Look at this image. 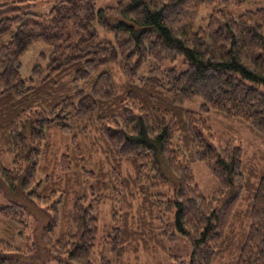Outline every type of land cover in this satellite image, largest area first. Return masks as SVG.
I'll return each mask as SVG.
<instances>
[{"label": "trees", "instance_id": "1", "mask_svg": "<svg viewBox=\"0 0 264 264\" xmlns=\"http://www.w3.org/2000/svg\"><path fill=\"white\" fill-rule=\"evenodd\" d=\"M29 1L0 4V194L9 202L0 217L37 240L22 250L0 239V264H95L105 183L117 202L126 190L139 194L171 242L188 238L189 260L173 255L175 264H213L224 251L230 264H264V173L245 161L240 141L215 143L206 117L238 119L264 137V8L235 16L230 9L251 0H119L100 9L96 0H57L39 14L22 10ZM39 43L51 53L25 79L23 56ZM87 137L106 151L108 179ZM194 160L218 181L209 197ZM122 218L115 211L121 225L105 239L118 259ZM98 264L113 262L101 253Z\"/></svg>", "mask_w": 264, "mask_h": 264}, {"label": "rangeland", "instance_id": "2", "mask_svg": "<svg viewBox=\"0 0 264 264\" xmlns=\"http://www.w3.org/2000/svg\"><path fill=\"white\" fill-rule=\"evenodd\" d=\"M12 1L16 0H0V4ZM56 1L57 0H31L22 6V10L43 14L48 12ZM118 1L119 0H96V7L100 9L113 6ZM249 8H264V2L251 0V3L243 7L233 6L230 10L235 16H239ZM206 12L207 10L203 9L202 16L206 14ZM10 14L9 12H5L3 16ZM43 53L49 55L51 53V47L39 43L32 46L23 56L21 74L25 79L31 76V70L35 65L46 63V60L42 57ZM201 104L202 101L199 100L195 103L187 104L186 106L190 109H198ZM206 117L214 133L215 143L225 144L230 140H233L236 144L241 142V146L244 147L245 161L250 163L258 176L261 175L260 173H264V137L253 131L246 123L244 124L238 121V119H231L213 111L207 113ZM53 139L59 144L63 145L65 143V137L60 133H53ZM84 141L86 145L90 147L94 155L95 162L93 164H98V166H96L98 176H100V179H108V172L111 171L112 163L107 159L106 151L98 145L99 140L96 139V137H87ZM94 141L96 143L95 145L92 143ZM2 160L5 166L12 167L10 155L2 156ZM190 164L193 168L200 190L205 196H211L218 188L217 179L203 162L194 160L191 161ZM120 166L121 170L123 168L126 176L132 174L131 171L133 166L130 162L124 160L121 162ZM110 191L111 188L109 183L102 185L101 193L99 186L98 192L100 193V199L96 201V211L101 221V233L99 245H97L92 255L95 264L99 263L101 253L112 260L113 264H119L118 261H120L121 258L127 264H175L177 261L171 258L173 255L180 256L181 260L188 262L192 250V245L188 238L180 235L177 241L171 242L162 230L159 214L153 212L150 205L145 203L139 194L136 195V193L126 190L122 195V199L117 202L114 194ZM8 203L7 196L0 194V207L6 206ZM115 211L123 215L124 219L122 218V220H125L123 223L125 225L124 232L127 234L126 240L124 238L121 239V241H125L123 244L124 246L121 245L122 248L118 249V252H121V258L119 259L116 257V253L111 250V246L105 243V239L111 232V228L116 225L120 227L121 225L118 221H115ZM31 234H33V237ZM34 234L35 233H32V228L23 229L21 223H11L0 217V239L9 242L14 247L27 250L29 245H32L37 240ZM38 235L39 232H36L37 237ZM126 241H129V244ZM125 242L128 245H126ZM230 249L231 254H235L233 249ZM224 253L225 251L221 252L217 261L213 264H230L229 257L224 258ZM49 264L61 263L53 259Z\"/></svg>", "mask_w": 264, "mask_h": 264}]
</instances>
